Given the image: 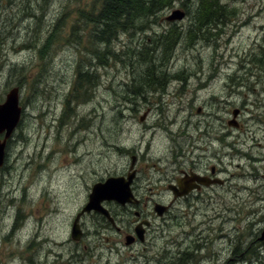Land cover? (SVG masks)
Here are the masks:
<instances>
[{
	"label": "rangeland",
	"instance_id": "374dc122",
	"mask_svg": "<svg viewBox=\"0 0 264 264\" xmlns=\"http://www.w3.org/2000/svg\"><path fill=\"white\" fill-rule=\"evenodd\" d=\"M61 1L0 0V103L17 86L22 107L0 166V264H66L75 251L99 257V264H132L143 252L148 264H168L170 255L180 264L176 253L187 245L193 262L184 254L181 264H227L235 246L242 256L230 264H264V245L259 258L246 251L264 216V159L253 158L264 157V122L255 120L264 119V0H221L227 12L201 30L206 37L192 25L196 0H172L153 21L139 22L141 28L117 32L110 48L118 54L103 65L66 42L75 10L94 0H71L63 21L55 22ZM174 9L185 12L182 20H166ZM80 28L85 46L103 48L86 43L90 24ZM170 28L179 34L174 44L151 41ZM51 31L57 41L40 55ZM148 48H154L146 52L150 66L142 61ZM78 56L90 62L92 83L68 103ZM233 108L241 112L239 127L228 124ZM132 155L133 186L142 198L191 163L201 173L213 165L228 181L203 189L198 200L175 201L164 218H154L144 248L110 250L118 238L95 214L83 219L84 238L72 240L73 220L92 184L126 177ZM152 196L169 202L166 193ZM151 205L144 212L152 213ZM34 229L39 246L29 241Z\"/></svg>",
	"mask_w": 264,
	"mask_h": 264
},
{
	"label": "flooded vegetation",
	"instance_id": "af4514ba",
	"mask_svg": "<svg viewBox=\"0 0 264 264\" xmlns=\"http://www.w3.org/2000/svg\"><path fill=\"white\" fill-rule=\"evenodd\" d=\"M261 48H263V54H262V61H263L264 60V46L261 45ZM260 60H261V58H260ZM240 113L241 112L238 108H233L231 110V117L232 118L228 120V124L239 127L240 126V122H239ZM255 120L257 122H260V123L264 122V119H263V121L258 120V119H255ZM253 158L255 161H259L263 157L254 156ZM135 161H136V156L132 155L131 156V163L129 164V172L127 173V176L125 177L128 179V175H131V180H130V184H129L130 193L132 196L131 202H127L125 204H120V203H117L114 201H105L104 204L106 203L109 206V208L106 207L108 209L109 217H107L106 215H103L100 212H96L94 210L82 213L80 215V217L78 218V225L80 228V236L78 239H73L72 238V229H71L70 236H71L72 240L80 241L82 238H84L86 233L84 231L85 226L83 224V219H84L85 215H87V214L88 215L89 214H95L97 216L96 221L102 220V222L104 224V228L107 231L113 230V234H115L118 238V240H117L118 242H113L112 247H109L110 250L116 246L119 248H120V246H122V248L125 246L126 248H129L132 250H135V247H140V246H143V248H144L145 245L150 244L151 239L148 240V234H149V231L151 229V226H153L154 218L155 217L164 218L170 212L172 205L175 201L181 200V199L198 200L201 198L200 194H201L203 189L213 187L214 185L223 186L228 181L227 177L226 178L220 177V175H221L220 170H218L213 165L209 166V168H207L208 171L201 173L196 169V166H194L191 163L186 168H179L178 174L174 175V177L171 178L170 181L166 182L165 187L160 192L154 193V192H150V190H149L148 194L145 195L144 198H142V197H139L137 195L138 193H140V191H136L134 189V186H133V181H134V178L136 177V173H137V169L135 168ZM215 178L221 179L222 182L221 183H209V184L203 183V182H208L209 180L215 179ZM263 178H264V176H263ZM188 183L191 185V188L189 187L188 189H186V186L188 185ZM184 188L186 189V191H184ZM149 189H151V188H149ZM181 191L183 193L179 194V192H181ZM174 192H176V195L174 194ZM165 193L167 194V197L169 198V202L166 204L164 203V201H165L164 198H158V200H155L154 197L152 196V195H157L158 197L159 196L163 197L165 195ZM148 202L152 203V205H151V209H152L151 212L152 213L144 212L145 207L147 206ZM157 204L162 205V206H166V209L162 212V214L157 213V211L155 209ZM75 218H76V216H75ZM261 220H262L261 226L258 227L256 231L251 232L249 234V237L247 238V240H248L247 244H249V245H248V248L246 249V251H248V250L256 251V253H258L257 255L255 253H252L250 256L257 257V258H259L260 250L262 248V245H264V239H261V231L264 229V216H261L260 221ZM19 222H20V219H19ZM249 225L252 227L253 223H249ZM95 226H96V224H95ZM21 227H23V226H21ZM97 227H100V226H97ZM32 235H33V239L31 241V244L36 242V244L39 246L40 242H38V238H39L38 229H34ZM104 240L106 242H108L109 238L107 236H105ZM48 242H53V241L44 240L43 243L46 245ZM53 243H57V242H53ZM235 247H233V249L231 250V253L233 256L227 260V264H230L229 261H232L233 259L239 258L240 256H242V254H240V256L236 255L238 249ZM39 248H42V247H39ZM86 248H87V245H84L82 249H84L86 252ZM193 249L194 248H192L190 245H187L184 248L180 247L176 253V255H180L178 257V260L182 261L181 263H184V260L182 259L183 255L189 254L190 257L186 261H187V263L188 262L192 263L193 262V259H192L193 254L190 253L189 250H193ZM36 251H35V254H37ZM49 252L51 253L53 251L49 250L46 253L48 254ZM55 256H56L55 259H57V258L62 257V254L58 253ZM88 256H89V254H87V253L79 254L75 251L74 255L72 253L70 254L69 258L66 261V264H99L98 262H99L100 258L98 257V254H97L98 258L95 260L88 258ZM145 256H146V254H144V252L138 253L136 257L132 258L133 259L132 264H148V262L151 259L150 258L144 259ZM172 257L173 256L170 255V257L167 259H164V261L170 260V262H168V264H172L171 263ZM206 258H207V261L210 262V248H209L208 254L206 255ZM252 262H253V264H256L255 261H251V263ZM30 263L34 264L32 259L30 260ZM106 264H108V263H106ZM111 264H129V263L123 262L121 260L120 261L115 260L113 263L111 262ZM156 264H161V262L156 261Z\"/></svg>",
	"mask_w": 264,
	"mask_h": 264
},
{
	"label": "trees",
	"instance_id": "16d2710c",
	"mask_svg": "<svg viewBox=\"0 0 264 264\" xmlns=\"http://www.w3.org/2000/svg\"><path fill=\"white\" fill-rule=\"evenodd\" d=\"M70 1L71 0L61 1V11L55 22L63 21L65 16L64 14L67 11ZM171 3L172 0H94L88 8L83 7L77 8L75 10L76 20L70 25L69 36L66 38V42L70 45H81L85 51L87 50L89 53L93 54L92 56L95 57V59H101L99 63H102L103 65L106 62V60H104L107 59L106 57H116L115 55L118 54L110 48V45L116 41L115 38H117V32L141 28V24H139V22L153 21L156 18L158 12L165 7L170 6ZM184 7L186 6L184 5ZM189 9V7L186 8L187 11H190ZM194 11L195 17L191 18L193 22L192 25L193 27H198L197 32L200 36L206 37L210 36V33L202 32L201 30L204 27H210L211 23L221 21L219 18L225 12H227V6L225 3L223 4L221 0H196V7ZM227 15L228 14H226V16ZM87 24L91 25V29L89 30L87 39L88 42L86 43L88 45L102 43V49H100L99 46L95 48L92 47V49H89V47L85 46L83 36L80 34V27L83 28ZM55 31L48 33L45 39L47 44L42 45L41 48H39L40 55H42V52L45 51L44 49L46 47L48 48L51 43L57 41V35ZM178 35L179 34L175 28H170L166 34L161 32L151 41H153L156 46L159 44L163 47H168L170 43L174 44L176 42ZM153 49L154 48H148L142 52L144 54L142 61L149 63L147 53ZM118 59L124 62L121 58ZM141 65H143L142 62L140 64L134 65V67ZM150 65L151 64L149 63V66ZM90 67V62L83 64L81 56L77 57L73 83L75 95L70 98L68 103H70L72 99L79 97L78 93L83 87H87V85L92 83V76L88 72ZM147 70V79H150L151 83H153L154 78H156L153 75L155 73L151 71V67H148ZM143 79L146 78H141L140 85L145 84L142 82ZM67 109L69 108L67 107Z\"/></svg>",
	"mask_w": 264,
	"mask_h": 264
},
{
	"label": "water",
	"instance_id": "95a60500",
	"mask_svg": "<svg viewBox=\"0 0 264 264\" xmlns=\"http://www.w3.org/2000/svg\"><path fill=\"white\" fill-rule=\"evenodd\" d=\"M183 17L184 12L182 10L174 9L166 16V20H182ZM21 110L22 107L19 104V88L17 86H13L7 91L4 100L0 103V135H2L0 138V166L4 162L7 139L11 136L18 124ZM130 180L131 175H128V179L123 176H109L104 181L96 182L92 185L87 203L76 215V218L71 226L73 239H78L80 236L78 218L82 213L95 210L109 217L108 210L102 205L104 200H115L120 204L131 202L132 196L129 188ZM221 182V179L215 178L203 183L209 184ZM189 187L191 188V185L188 183L186 189ZM186 189L184 188V191H186ZM182 193V191L179 192V194ZM174 194L176 195V192H174ZM155 209L158 214H162V212L166 209V206L157 204ZM261 239H264V230L261 233Z\"/></svg>",
	"mask_w": 264,
	"mask_h": 264
},
{
	"label": "bare ground",
	"instance_id": "6f19581e",
	"mask_svg": "<svg viewBox=\"0 0 264 264\" xmlns=\"http://www.w3.org/2000/svg\"><path fill=\"white\" fill-rule=\"evenodd\" d=\"M97 68H98V67H97ZM262 159H264V157H263Z\"/></svg>",
	"mask_w": 264,
	"mask_h": 264
}]
</instances>
